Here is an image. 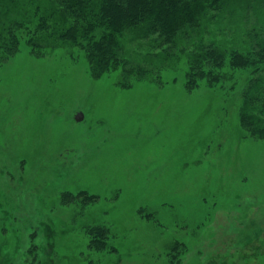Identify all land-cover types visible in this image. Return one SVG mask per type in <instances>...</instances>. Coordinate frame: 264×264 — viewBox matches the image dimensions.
Returning a JSON list of instances; mask_svg holds the SVG:
<instances>
[{
    "label": "rangeland",
    "instance_id": "obj_1",
    "mask_svg": "<svg viewBox=\"0 0 264 264\" xmlns=\"http://www.w3.org/2000/svg\"><path fill=\"white\" fill-rule=\"evenodd\" d=\"M220 5L173 52L126 32L100 77L81 45L18 30L0 52V264L33 242L40 264H264V142L237 114L253 69L228 63L264 40V0ZM200 43L225 76L191 85ZM99 225L115 254L88 248Z\"/></svg>",
    "mask_w": 264,
    "mask_h": 264
},
{
    "label": "trees",
    "instance_id": "obj_2",
    "mask_svg": "<svg viewBox=\"0 0 264 264\" xmlns=\"http://www.w3.org/2000/svg\"><path fill=\"white\" fill-rule=\"evenodd\" d=\"M224 2L225 0H50V5L42 8L41 0H0V52L13 54L20 44L17 32L25 28L32 33L27 42L32 47L50 40L81 45L88 54L92 76L100 77L104 68L121 61L119 40L126 32L130 31L139 39L151 38L150 43H154L153 45L168 46V51L173 52L178 48L180 39L195 33L209 11L219 9ZM41 29L45 30L44 35L38 34ZM200 47L198 54L190 60L187 76L191 85L206 77L216 81L225 76H212L214 71H205L204 68L205 61L211 62L213 67L222 66L225 52L219 51L214 45L203 48L200 43ZM229 54L228 63L232 68L253 69L237 114L239 124L248 136L264 142V40L257 43L252 52L243 53L231 49ZM130 69L134 73L135 68ZM88 233L91 235L88 248L92 252L116 253L110 243L107 226L91 227ZM24 253L26 257L20 253L22 264L42 262L44 251L36 242L29 244ZM87 264L94 262L89 260Z\"/></svg>",
    "mask_w": 264,
    "mask_h": 264
},
{
    "label": "water",
    "instance_id": "obj_3",
    "mask_svg": "<svg viewBox=\"0 0 264 264\" xmlns=\"http://www.w3.org/2000/svg\"><path fill=\"white\" fill-rule=\"evenodd\" d=\"M82 118H83V116L80 112L75 114V116H74V120L77 122H79Z\"/></svg>",
    "mask_w": 264,
    "mask_h": 264
}]
</instances>
